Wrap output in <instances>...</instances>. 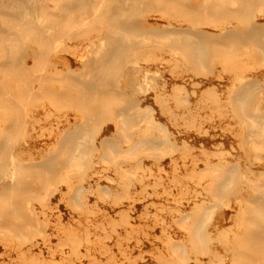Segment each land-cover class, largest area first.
<instances>
[{
	"label": "bare ground",
	"instance_id": "obj_1",
	"mask_svg": "<svg viewBox=\"0 0 264 264\" xmlns=\"http://www.w3.org/2000/svg\"><path fill=\"white\" fill-rule=\"evenodd\" d=\"M216 2L0 0V264H264V31Z\"/></svg>",
	"mask_w": 264,
	"mask_h": 264
},
{
	"label": "rangeland",
	"instance_id": "obj_2",
	"mask_svg": "<svg viewBox=\"0 0 264 264\" xmlns=\"http://www.w3.org/2000/svg\"><path fill=\"white\" fill-rule=\"evenodd\" d=\"M216 1H217L216 2V6L218 7V13L207 15V16L203 17L202 19H213V20L221 19L220 18L221 17V10H223L224 7H226V8L229 7L230 10H232V11H238V12L241 11L240 12V15H239L240 17H244V14L247 12L248 15L246 17L247 18H250L251 20H253V22H256L258 25L260 24V26L262 27V29L264 31V16L263 17H260V18H254L253 15H252V13L255 11L256 4L257 3H260L262 0H216ZM243 11L245 13H243ZM209 13H212V11H209ZM199 27L205 28L204 26H201V25ZM235 27L238 28V29H241V30L244 28L243 24H236ZM226 32H228V29L227 28H222L219 31L220 34H227ZM239 36H242V34H239ZM231 37L232 36H229V38H231ZM241 38H243V36ZM261 38H264V32L261 35ZM228 43H230V42L228 41ZM173 45H174V43H173ZM222 47L220 48V50L218 49V51H217L218 55L216 54L217 56H214L213 55V56H210L209 57L208 62H207V67L209 69L216 68L220 64V62L224 59V57H225L224 55L229 54L227 52H224L225 45L222 46ZM246 51L248 53H250L253 56V58L257 60V62L264 63V55H261L260 50H259L258 47H255V46L250 45V44L249 45L246 44L244 46H241V50H239V52H242L243 53V52H246ZM114 71L115 70H111V71H109L107 73V79H109V78L112 79L115 76V72ZM254 78L255 77L253 75H249L246 79L253 80ZM35 90H37V91L39 90L40 91L41 89L40 88H37ZM259 105L260 106H263V108H264V101L261 100L259 102ZM251 118H253V116L247 117L246 119H251ZM158 146L159 147H163L165 145H160L159 144ZM28 153H29V150L27 149V154ZM245 154L246 155H249V153H245ZM262 157L263 158H261V160L258 161L259 164H261L262 161H264V153L262 154ZM240 197L241 196H238L237 194H235V195H232V196H228L226 199L228 200V203L229 204H232L233 201L240 199ZM250 197L251 196H245L244 199H245V203L246 204H242L246 208L247 213H249L250 211H252V209L250 210V208H253L254 206H257V204H254V202L248 200ZM234 205L235 206L233 208V211L235 213L237 211L236 209L239 207V205H237V204H234ZM236 213H238V212H236ZM234 218H236V221L239 219V218H237V216H235ZM252 219H255V220L258 219V221H257L258 224L259 223L260 224L264 223V218H262V215H259V216L258 215L255 216L254 215L252 217ZM262 228H264V227H262ZM261 244L264 245V235H263V239L261 240ZM244 254L246 255L247 252H244ZM249 256H253V255L252 254H249Z\"/></svg>",
	"mask_w": 264,
	"mask_h": 264
}]
</instances>
